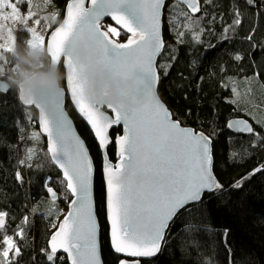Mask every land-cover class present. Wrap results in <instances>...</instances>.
I'll return each instance as SVG.
<instances>
[{"label": "snow or ice", "instance_id": "6c2138e0", "mask_svg": "<svg viewBox=\"0 0 264 264\" xmlns=\"http://www.w3.org/2000/svg\"><path fill=\"white\" fill-rule=\"evenodd\" d=\"M204 2L212 4L213 0ZM243 2L245 6L264 7V0ZM45 4L53 10L47 12L45 7L47 14L42 16L34 9V0H0V76L12 82V77L20 74L16 33L28 37L23 40L24 50L44 54L47 64H39L40 69H64L65 87L40 88L33 83L31 98L23 87H18L19 100L39 110V124L51 145V162L62 170L64 198L74 197L71 210L40 252L48 264H63L65 254L71 264H102L92 198L93 162L66 117L67 95L90 126L104 159L112 250L133 258L154 257L167 243L166 235L176 219L189 214L190 206L202 202L205 194L223 188L214 174L215 130L205 134L182 126L157 93L161 79L157 68L167 76L169 67L157 65V58L163 59L165 51L163 21L170 23V31L181 43L186 34L200 43L204 34L201 20L207 12L201 0H65L61 18L53 0H45ZM21 5H27V10L22 11ZM180 5H185L186 10L180 9L179 15L163 16L166 8L175 12ZM194 13L202 15L193 16ZM242 15L237 5L232 10L231 24L223 30L224 39L228 38L224 33L229 28L235 31L242 25ZM180 16L185 18L183 22ZM105 18L114 24H105ZM181 23L184 31L179 30ZM245 39L253 40L251 31ZM235 59L242 60L243 56L237 54ZM112 88L117 89L118 100L106 99ZM0 90L9 92L11 84H0ZM231 91L239 96L236 87ZM253 123L261 130L257 131ZM253 123L234 119L226 127L248 134L250 144L258 140L264 145V121ZM114 126L123 129V135L115 139L109 135ZM38 135L33 133V138ZM110 144L117 147L118 163L107 159ZM34 154L35 150L28 148L19 163L32 167L27 161ZM256 172H264V166L255 167L253 173ZM16 175L23 180L19 172ZM47 191L55 202L58 193L51 187ZM10 219L8 212L0 211V264H19L23 255L17 240L26 239L25 229L17 226L9 235ZM22 224H29V218L24 217ZM191 227L194 230L195 226ZM119 264L128 261L121 259ZM134 264H140L139 260Z\"/></svg>", "mask_w": 264, "mask_h": 264}, {"label": "trees", "instance_id": "16d2710c", "mask_svg": "<svg viewBox=\"0 0 264 264\" xmlns=\"http://www.w3.org/2000/svg\"><path fill=\"white\" fill-rule=\"evenodd\" d=\"M61 3L64 15L65 0ZM201 4L207 15L201 20L204 34L200 36V43L188 34L181 43L170 31V23L164 20L166 47L158 65L163 63L169 67L167 76L158 67L159 94L182 124L207 134L215 130L214 170L223 188L206 194L202 202L190 206L189 214L177 218L161 254L155 259L143 260L142 264H264V172L253 173L258 165L264 166V145L258 140L250 144L249 136L233 134L226 127L233 117L254 122L239 108L244 99L245 106H252L264 115V7L245 6L243 0H213L212 4L201 0ZM237 5L243 11L242 25L235 31L229 28L224 33L228 38L224 39L223 30L231 24L232 10ZM180 9L186 10V7L180 5L175 12L168 7L164 17L179 15ZM180 20L183 22L185 18L180 16ZM179 30H185L183 23ZM250 31L251 42L245 39ZM237 54L243 59L236 60ZM59 73L64 86L63 67ZM10 83L9 92H0V211L16 217L9 221V235L17 226L25 229L26 239L17 240L23 253L19 264H48L40 252L42 247H47L54 231L51 225L55 214L49 206L51 197L47 188H54L59 193L58 202L67 205L72 196L64 198L62 174L51 162L46 143L40 146L38 160L32 167L25 169L19 163L25 159L30 142L25 127L26 108L19 101L18 87ZM232 87L237 88L239 96L231 91ZM233 100L235 104L230 102ZM67 109L86 139L96 165L103 257L106 264H118L121 257L112 251L108 236L102 155L91 131L69 101ZM34 115L38 117L35 110ZM33 126L38 125L30 123L29 130ZM253 126L261 130L257 124ZM121 131L114 128L113 139ZM108 152L115 160V144L109 146ZM17 172L24 175L22 181L17 179ZM237 183L240 187L235 186ZM41 200V206L33 213L31 207ZM24 217L29 218V224H22ZM191 226H195L194 230ZM63 264H69L66 258Z\"/></svg>", "mask_w": 264, "mask_h": 264}, {"label": "water", "instance_id": "95a60500", "mask_svg": "<svg viewBox=\"0 0 264 264\" xmlns=\"http://www.w3.org/2000/svg\"><path fill=\"white\" fill-rule=\"evenodd\" d=\"M86 6H90V3H87ZM184 6H185V5H184ZM185 7H186V6H185ZM199 14H200V13H194L193 16H197V15H199ZM164 15H165V10H164L163 16H164ZM105 21H111V19H110V18H105L104 22H105ZM111 22L114 23L113 21H111ZM162 34H163V38H164V41H165V37H164V21H163ZM165 47H166V42H165ZM159 59H160V58L158 57V58H157V65H158V61H159ZM60 68H61V67L58 68V71L60 70ZM157 71H158V73L160 74V72H159V68H157ZM5 82L10 83L9 81L0 78V84H3V83H5ZM10 84H11V83H10ZM159 85H160V82H159L158 87H157V93H158L159 97L161 98L162 102H163V103L166 105V107H168V109L172 112V110L170 109V107L167 105V103L162 99V97H161L160 94H159ZM60 86H61V87H65V81H64V86L61 85V82H60ZM66 91H67V90H66ZM0 92H1V93H4L2 90H0ZM18 93H19V90H18ZM19 101H20V100H19ZM68 101H69L70 105L72 106L73 110L75 111L76 115L81 119V121H83V122L87 125V127L89 128V130H90V126L87 124L86 120H85V119H84V118L78 113V111L76 110L75 106H74L73 103L71 102L70 96H67V95H66V97H65V101H64V110H65L66 117H67L69 123L71 124L73 131H74L78 136H80V138L84 141L85 146L88 148L89 156L91 157L92 162H93V169H94V171H93V183H92V198H93V202H94V212H95V215H96V217H97V221H98V225H99V242H100V249H101V259H102V264H106V263H105V260H104V257H103V253H102V244H101V223H100V219H99V216H98V213H97V201H96V165H95V161H94L93 155H92V153H91L90 147H89V145H88L86 139H85L84 136L81 134L80 130L78 129V126H77V124H76L75 119L73 118V116L71 115V113L69 112V110L67 109V102H68ZM20 103H21V105H22L23 107H25V108H31V109L33 108V109L37 112V114H38V126H39V131H40V134L46 139V147H47V150H48V148H50L51 145H50V143H49V141H48L47 134L43 132V128H42V126L39 124V110L36 109L34 106H31V107H30V106L24 105L21 101H20ZM108 111H109V114H111V113H110V110H108ZM172 113H173V112H172ZM173 119H175L174 115H173ZM234 119H247V118H245V117H233V118H231V119L228 120L227 124H228L230 121L234 120ZM247 120H248V119H247ZM180 122H181V121H180ZM249 122L252 123L251 121H249ZM181 124H182V122H181ZM182 126H184V127H190V128H192V129L197 130V129L194 128V127L186 126V125H184V124H182ZM114 128H121L122 131H121V133H119L118 135H123V129H122V126H114L112 129L109 130V135H110L111 137H112L111 132H112V130H113ZM227 129H228V128H227ZM228 130H229L231 133L236 134V135L248 136V134H239V133H235V132H233V131L230 130V129H228ZM90 131H91V130H90ZM197 131H201V130H197ZM202 132H204V131H202ZM91 133H92V131H91ZM204 133H205V132H204ZM205 134H207V133H205ZM118 135H117V136H118ZM92 136H93V138H94V141H95L96 144H97V141H96V139H95L93 133H92ZM117 136H116V137H117ZM110 145H111V144H110ZM110 145H109V146H110ZM97 146H98V144H97ZM109 146H108V149H109ZM115 146H116V145H115ZM212 147H213V141H212ZM98 148H99V147H98ZM99 150H100V149H99ZM116 150H117V147H116ZM100 152H101V151H100ZM107 159H108L109 161H111L112 163H114V164H115V163H118L117 159H115V160L111 159V157H110V155H109V152H108ZM103 164H104V159H103V157H102V168H101V170H102V178H103V184H104V190H105V210H106V181H107V174L103 171ZM55 166H56V165H55ZM56 167L58 168V166H56ZM58 170H59V171L61 172V174H62V170H60L59 168H58ZM214 174L216 175L215 170H214ZM62 178H63V175H62ZM216 178H217L218 182H219L220 184H222L221 181L219 180V178L217 177V175H216ZM51 188H52V187H51ZM53 190L56 191L54 188H53ZM219 190H221V189H217V190H215L214 192L219 191ZM56 192H57V191H56ZM48 193H49V192H48ZM57 193H58V192H57ZM49 195H50V197H51V194H50V193H49ZM205 195H206V194H205ZM58 197H59V193H58ZM72 199H74V197H72ZM72 199H71V200H72ZM196 204H198V203H196ZM196 204H194V205H196ZM68 207H69L68 211H70V210H71V204H70V202H69ZM66 214H67V213H66ZM65 216H66V215H65ZM65 216H64V217H65ZM64 217L59 221L57 228L51 233V235H52L55 231L58 230L59 224L63 221ZM106 221H107V226H108V236H109V221L107 220V210H106ZM166 237H167V235H166ZM109 242H110V238H109ZM110 246H111V245H110ZM163 247H164V245H162V247H161V251H160L156 256H154V257H150V258H133V257H127L126 254H116V253H115V254L118 255V256H120L121 259H126V260L128 261V264H134V261H136V260H139L140 264H142V261H143V260H149V259H155V258H157V257L161 254V252H162V250H163ZM111 249H112V248H111ZM112 251H113V250H112ZM113 252H114V251H113ZM58 255H60V253H58ZM65 257H66L68 263L71 264V261L67 258L66 254H65ZM118 264H119V263H118Z\"/></svg>", "mask_w": 264, "mask_h": 264}, {"label": "rangeland", "instance_id": "374dc122", "mask_svg": "<svg viewBox=\"0 0 264 264\" xmlns=\"http://www.w3.org/2000/svg\"><path fill=\"white\" fill-rule=\"evenodd\" d=\"M62 1L63 0H53V4L55 5V8L58 9V10H60L61 18H63V16H64L63 13H62V10H61V6H60L62 4L61 3ZM45 7H47V12H51L53 10V7L52 6H46L45 0H34V9L36 11H38L39 14L42 15V16L47 14V12L43 11V9ZM21 8H22V11H26L27 10V5H21ZM104 23L105 24H112V23H110L108 21H105ZM16 34L18 36V41H17L18 51H23L24 50L23 40H26L28 37L27 36H23L21 33H16ZM9 58L11 59L10 54H9ZM44 63L47 64V60H45ZM3 77H5L4 80L5 79L7 80L6 76H3ZM242 95H243V93H242ZM243 97L244 96H242L241 99ZM245 102H246L245 99L242 100V103L241 102L239 103V108L243 112L247 113V115H249V117L253 121H257V120L264 121V115L263 114H260L259 111L257 109H255L254 107H252V106H245L246 105ZM29 117L35 118L34 119L35 121H36V119H38V117L37 116L35 117L34 113H31V112H29ZM27 133H28L27 138H28V140L30 142L29 148H32V149L35 150V154H34L33 158L30 159V160H28L27 162L29 164L33 165L34 164V161L38 160L40 146L42 144H45L46 143V139L40 134V131H39V127L38 126L37 127L36 126H33V128H30V130ZM33 133H38L39 134L38 137L37 138H33ZM24 167H25V169L29 168L26 165H24ZM21 176L23 177L24 175L21 174ZM43 200H41L37 204L33 205L31 207V211L33 212V209H39V207L41 206ZM49 206L51 207L50 208L51 211L55 214L53 224H56L58 226L59 221L66 215V213L68 212L69 207L65 203L58 202V200H56L55 202H53L52 199L49 201ZM9 217L11 218L10 219L11 221L16 220V217L13 216V215H10L9 214ZM56 228H53V230H55ZM0 247H2V245H0Z\"/></svg>", "mask_w": 264, "mask_h": 264}, {"label": "clouds", "instance_id": "9594fccd", "mask_svg": "<svg viewBox=\"0 0 264 264\" xmlns=\"http://www.w3.org/2000/svg\"><path fill=\"white\" fill-rule=\"evenodd\" d=\"M86 55V52L81 53ZM19 57V75L12 77V84L17 87H23L25 94L31 98L34 94L30 90V86L35 83L40 88L43 87H58L60 86L61 76L58 70L40 69L39 64L45 62L44 54L40 51L30 53L29 51L23 50L18 51ZM110 94L106 97L109 100H118V91L115 88L109 90ZM31 109V108H26ZM33 109V108H32ZM34 110V109H33ZM38 125V119H37ZM39 127V126H38Z\"/></svg>", "mask_w": 264, "mask_h": 264}, {"label": "built area", "instance_id": "2783aa9c", "mask_svg": "<svg viewBox=\"0 0 264 264\" xmlns=\"http://www.w3.org/2000/svg\"><path fill=\"white\" fill-rule=\"evenodd\" d=\"M29 112L34 113L33 109H26L25 113H26V123H25V127L26 129L29 131V125L30 123L34 122V125H37V120L35 121L33 117L29 118ZM28 135V133H27Z\"/></svg>", "mask_w": 264, "mask_h": 264}]
</instances>
